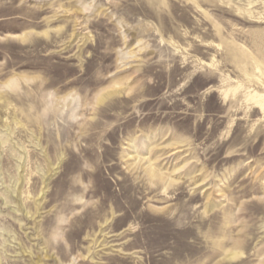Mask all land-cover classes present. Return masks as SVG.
<instances>
[{
    "label": "rangeland",
    "instance_id": "374dc122",
    "mask_svg": "<svg viewBox=\"0 0 264 264\" xmlns=\"http://www.w3.org/2000/svg\"><path fill=\"white\" fill-rule=\"evenodd\" d=\"M89 61L87 96L49 89ZM263 86L264 0H0V227L51 231L71 264H264V114L246 100ZM110 110L87 171L97 157L67 144Z\"/></svg>",
    "mask_w": 264,
    "mask_h": 264
},
{
    "label": "clouds",
    "instance_id": "9594fccd",
    "mask_svg": "<svg viewBox=\"0 0 264 264\" xmlns=\"http://www.w3.org/2000/svg\"><path fill=\"white\" fill-rule=\"evenodd\" d=\"M92 61H89V66H85L83 63L75 66L69 65L67 62H62L63 67L59 72H51L48 74V87L50 90L59 94H64L68 91L80 92L87 96V93L92 88V81L95 77ZM78 69V70H77ZM146 83H152L151 79H148ZM189 84L188 80H184L179 84L177 91L184 89ZM198 94L194 92V95ZM83 106L81 105V109ZM187 108H193L192 104H188ZM197 118H202L200 113H194ZM110 115L116 117V123L120 122L122 117L118 111L110 110L108 114L101 117L100 120L93 119L92 121L86 120L81 117L79 128L77 129L76 138L67 144V147L71 148L76 156L83 155L82 149H86L92 152L93 156L97 157L94 163H84L82 166L84 169L90 172L96 171V166L103 162V156L100 155L104 152L103 144L105 142V129L103 126V119L108 118ZM66 123L65 121H61ZM72 123H77L73 121ZM115 126V125H113ZM80 128H90L91 135L88 142H82L83 137L88 135L84 131H80ZM60 230L68 234L73 230L72 217L65 219L60 225ZM145 237L153 230V222L145 221L144 223ZM39 240H44V244L38 243ZM63 245V247H61ZM68 242L63 238H54L51 231L41 234L37 231L35 235H29L23 228V225L19 229L13 231L8 226L0 227V264H45L50 258L54 261H58L59 264H71L68 259L60 260V255L67 256L68 254ZM59 253L60 255H57ZM243 255V253H241Z\"/></svg>",
    "mask_w": 264,
    "mask_h": 264
},
{
    "label": "bare ground",
    "instance_id": "6f19581e",
    "mask_svg": "<svg viewBox=\"0 0 264 264\" xmlns=\"http://www.w3.org/2000/svg\"><path fill=\"white\" fill-rule=\"evenodd\" d=\"M240 87H242V86L236 87L233 90H224V91H222L221 94L223 95L224 99H226L228 97V91H231V93L233 95H235ZM263 88H264V86H263ZM117 91H118V89H112L107 94L108 95H112V94H114ZM246 100L250 104H252L254 106V108L259 109L262 112V114H264V94H260V93H258L257 91H254V90H248V93L246 95ZM100 101H101V99H100ZM148 176L153 181V180H155L157 175H156L154 170L150 169V170H148ZM236 255H237L236 252L235 253L232 252V251H227L226 252V256L229 257V258H235Z\"/></svg>",
    "mask_w": 264,
    "mask_h": 264
}]
</instances>
